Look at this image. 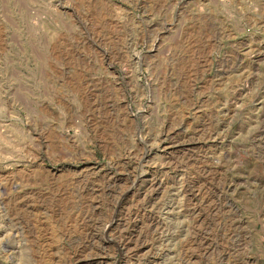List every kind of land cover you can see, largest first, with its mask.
<instances>
[{
	"label": "rangeland",
	"instance_id": "374dc122",
	"mask_svg": "<svg viewBox=\"0 0 264 264\" xmlns=\"http://www.w3.org/2000/svg\"><path fill=\"white\" fill-rule=\"evenodd\" d=\"M0 264H264V0H0Z\"/></svg>",
	"mask_w": 264,
	"mask_h": 264
},
{
	"label": "bare ground",
	"instance_id": "6f19581e",
	"mask_svg": "<svg viewBox=\"0 0 264 264\" xmlns=\"http://www.w3.org/2000/svg\"><path fill=\"white\" fill-rule=\"evenodd\" d=\"M262 137H263V136H262ZM161 208H162V207H161ZM217 208H218V207H216L215 209L218 210ZM89 244H90V243H89Z\"/></svg>",
	"mask_w": 264,
	"mask_h": 264
}]
</instances>
